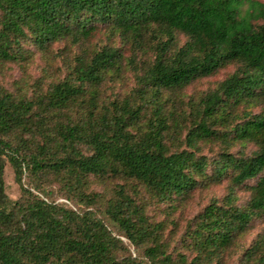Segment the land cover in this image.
Returning a JSON list of instances; mask_svg holds the SVG:
<instances>
[{
    "label": "trees",
    "instance_id": "1",
    "mask_svg": "<svg viewBox=\"0 0 264 264\" xmlns=\"http://www.w3.org/2000/svg\"><path fill=\"white\" fill-rule=\"evenodd\" d=\"M98 25L128 43L132 55L151 53L136 66L138 82L128 95L105 106L97 100V85L119 67L121 52L112 44L76 55L65 76L33 96L0 87V264L218 262L253 218H264L263 3L0 0V62L25 58L27 40L39 49L64 37L78 42ZM178 33L184 36L180 43ZM229 63L233 69L195 101L185 100L186 108L181 97L165 95ZM171 134L177 140L172 148L165 140ZM214 140L224 146L250 142L255 148L248 154L227 147L213 157L199 153L203 142ZM5 158L20 185L14 200L4 191ZM47 171L71 191L87 175L119 177L169 205L225 176L230 184L220 200L211 198L187 223L180 243L194 254L186 261L182 252L172 257L164 222L149 220L122 184L107 199L104 212L141 254H117L122 241L99 216L47 201L20 181L23 172ZM250 179L248 200L236 204L234 188ZM85 195L92 201L97 193ZM261 246L260 240L248 246L244 261L264 264Z\"/></svg>",
    "mask_w": 264,
    "mask_h": 264
},
{
    "label": "rangeland",
    "instance_id": "2",
    "mask_svg": "<svg viewBox=\"0 0 264 264\" xmlns=\"http://www.w3.org/2000/svg\"><path fill=\"white\" fill-rule=\"evenodd\" d=\"M258 1L264 5V0ZM183 39L184 36L178 33V43L182 42ZM104 44L118 46L121 58L119 67L106 73L97 85V100L102 106L107 105L111 100H120L137 85L136 74L139 71L136 70V66L142 60L147 61L151 57V53L147 51L132 55L128 43L121 41L116 36L110 37L107 28L103 25H98L87 38L78 42H73L68 37H64L51 42L43 49L34 47L27 40L23 46L26 48L25 58L0 62V87L15 95L33 96L35 93L45 90L51 82L65 76L76 55H89L92 50ZM233 67L234 64L229 63L211 74L194 78L176 92L174 90L166 91L165 95L171 98H174V95L177 98L181 97L184 102L182 106L186 108L188 104L185 103V100L195 101L199 96L214 88L216 83L226 76ZM176 109H179V104H177ZM251 110L257 111L259 107L252 106ZM70 112L73 115V111L70 110ZM180 124L184 128L183 121ZM184 130L180 132L179 137L183 136ZM169 137L171 138H168L167 135L165 140H169V146L172 148L177 140L174 139V134L169 135ZM224 144L223 141L218 140L203 142L200 145L199 153L213 157L216 156L219 150L227 147L226 150L231 153L248 154L255 148L254 144L250 142H239L237 140L230 141L228 146H224ZM83 151H85V148H83ZM2 178L4 191L8 198L11 200L18 198L20 185L14 180L12 167L6 158L3 161ZM20 181L23 186L47 201H53L79 212L85 209L91 210L102 219L111 234L122 241L117 254L140 255L141 248L128 242L116 227L117 225L104 212L107 199L115 196V188L122 184L125 191L131 194L134 202L143 206L144 214L149 220H162L164 222L163 237L168 243L167 250L171 251L172 257L175 258L177 252H182L186 257V261H189L194 254L192 249L180 243V238L184 236L187 223L211 198L220 200L230 184L229 178L225 176L219 181L193 188L186 197L176 199L174 205H169V201L156 199L139 184H136V189H132L131 182L119 177L87 175L83 185L74 191L67 189L62 184L61 178L52 171L33 176L23 172ZM253 182L254 180L250 179L242 186L234 188L236 204L244 205L246 203L250 193L249 184ZM34 185L38 186V190L33 188ZM89 192L97 193L96 198L92 201L86 200L85 194ZM256 240L261 241V247L264 249L263 217L253 218L246 230L237 235L234 241L223 251L218 262L212 259L211 264H252L251 258L244 261L243 251ZM254 252V256L259 253L256 250Z\"/></svg>",
    "mask_w": 264,
    "mask_h": 264
}]
</instances>
